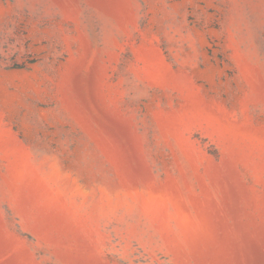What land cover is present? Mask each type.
Instances as JSON below:
<instances>
[{
	"label": "rangeland",
	"instance_id": "rangeland-1",
	"mask_svg": "<svg viewBox=\"0 0 264 264\" xmlns=\"http://www.w3.org/2000/svg\"><path fill=\"white\" fill-rule=\"evenodd\" d=\"M0 264H264V0H0Z\"/></svg>",
	"mask_w": 264,
	"mask_h": 264
}]
</instances>
